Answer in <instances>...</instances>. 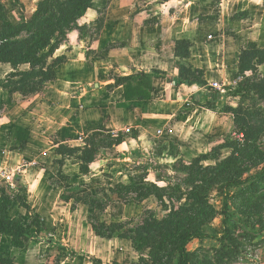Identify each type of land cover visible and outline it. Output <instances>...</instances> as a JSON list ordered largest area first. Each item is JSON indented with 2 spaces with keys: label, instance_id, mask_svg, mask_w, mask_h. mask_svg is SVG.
<instances>
[{
  "label": "rangeland",
  "instance_id": "1",
  "mask_svg": "<svg viewBox=\"0 0 264 264\" xmlns=\"http://www.w3.org/2000/svg\"><path fill=\"white\" fill-rule=\"evenodd\" d=\"M40 1L0 0V21L6 12L13 24L21 23L32 16ZM215 1L219 4V10L215 12L218 18L221 16L220 5L225 7L224 1L228 0ZM244 1L246 5L242 7L248 11L243 21L234 28L228 23L221 33H206V36L210 34L205 39L206 43L219 41L223 35L234 39L225 40V53L228 55L225 58L210 54L219 43L207 49L213 57V65H221L219 68H222V61H219L226 62L228 82L217 83L222 93L212 91L214 89L206 83L202 88L208 90L204 93L207 97L202 96V103L198 96L190 97L177 113L171 114L172 119L167 126H162L164 122H160V128L150 127L149 122H145L138 134L132 129H128L129 132L124 129L118 133L103 131L95 142L92 139L95 136L90 137L84 144L87 143L91 149L98 148V156L88 166L87 175L80 172L81 154L73 150L85 145L56 148L52 156L38 159L35 166L22 165L0 170V191L4 190L13 199L6 212L7 218H21L27 222L29 216L37 213L43 226L41 233L35 235L36 241L24 249H14L8 238L0 237L1 254L8 257L12 264H92V261L100 264H177V238L180 234H223L221 241H192L186 248L187 264H264V170L261 173L264 167V133L259 138L257 134L264 130V64L257 67L256 73H247V79H244L242 76L235 77L237 71H232L235 63H228L230 58L237 62L241 49L250 43L264 48V3ZM230 5L227 2V8ZM168 10L167 7L163 12ZM222 11L224 14L225 9ZM95 32V26L90 27L83 30L80 36L90 37ZM232 48L234 56L230 55ZM51 62L52 59L48 60V63ZM8 72V67L0 66V86L9 81L2 77L4 73L9 76ZM248 78L251 80L248 81ZM239 83L242 84L240 89L237 86ZM239 90L244 92L234 93ZM231 109L240 110L237 127L233 125ZM139 113L138 116L142 112ZM244 129L248 138L240 143L241 153L234 163L222 166L218 172L205 174L210 179L208 184L212 185L199 196L191 194L193 198L204 199L211 209L197 207L186 196L191 185L185 181L184 172L180 168L176 171L172 169L175 160L170 154L185 164L200 155H207V158L215 159L202 161L200 165L203 168L214 167L230 155L228 149L220 150L219 147L228 144L229 140H243L239 132ZM112 138L122 143L113 146ZM137 151L139 154L134 157L137 160L134 163L131 159ZM57 152L64 155L58 156ZM149 168L155 171L144 176V169ZM250 176L257 177L226 189L227 212L239 218L247 232L256 233L255 237L244 233L243 227L235 229L228 222L223 223L221 215V187ZM134 179L140 180L135 182ZM158 179L169 182V186L158 182ZM119 183L155 185L165 189V198H170L174 206L192 208L180 216L177 223L179 229L175 230L177 234H173L164 245L159 257L154 248L150 249L151 241L142 242L140 239L154 238L155 235L150 236L157 233V228L148 226L143 233L135 231L144 223L151 225V216L162 220L167 212L154 197L140 204L119 201L111 192L116 191L114 186ZM73 198L85 200L93 210ZM18 202H23L32 212L28 214ZM89 222L106 235L110 234L112 239L97 237ZM109 225L115 226L107 228Z\"/></svg>",
  "mask_w": 264,
  "mask_h": 264
},
{
  "label": "crops",
  "instance_id": "2",
  "mask_svg": "<svg viewBox=\"0 0 264 264\" xmlns=\"http://www.w3.org/2000/svg\"><path fill=\"white\" fill-rule=\"evenodd\" d=\"M227 2L231 3L229 8ZM224 4L216 18L219 4L215 0H91L78 23L89 29L101 18L102 26L93 36L81 39L77 30L68 33L54 54L64 61L55 68L52 81L32 94L14 93L1 84L0 170L35 166L38 159L52 156L59 146H82L93 136L98 141L96 137L103 131L132 129L137 133L145 122L150 127L160 128V122L167 126L171 114L190 97L198 96L202 103L208 90L181 84L179 70L183 64L201 71L208 86L228 82L225 60L219 61V68L221 65H213L212 55L227 57L225 40L234 39L223 35L219 41L206 43L210 36L206 33H221L228 23L234 28L248 10L242 7L244 0ZM177 41L188 42L187 58L175 55ZM215 43L220 45L210 51V57L207 49ZM228 63H235V73L238 61L230 58ZM0 66L8 67V73L14 71L9 64ZM18 69L28 71L29 67L22 64ZM151 72L156 74L146 89L149 99L126 100L123 87L114 86L115 77ZM7 76L2 75L5 80Z\"/></svg>",
  "mask_w": 264,
  "mask_h": 264
},
{
  "label": "trees",
  "instance_id": "3",
  "mask_svg": "<svg viewBox=\"0 0 264 264\" xmlns=\"http://www.w3.org/2000/svg\"><path fill=\"white\" fill-rule=\"evenodd\" d=\"M91 0H41L29 19L22 21L21 23L13 24L7 17L6 12L4 13L3 19L0 21V64H9L14 70L8 76V82L2 84V88L9 89L11 92L19 94H32L36 92L41 86L49 83L54 79L55 68L64 61L63 57L54 58L55 52L59 47L66 41L67 35L70 31L77 30L81 33L83 30L87 29V26L80 25L78 22L82 17H84ZM102 26L100 19L96 21L95 28L99 31ZM81 38V36H80ZM189 44L186 41H177L174 47V53L177 57L183 59L187 58L189 55ZM52 59L51 63L48 60ZM22 64L28 65V71H19L18 67ZM264 64V48L260 49L255 44L250 43L240 51L237 63L236 76H242L246 78V74H254L257 72V67ZM156 73H141L137 75H131L127 77H115L114 86H122L124 89V97L126 100H130L134 97H138V100L149 99V93L146 89L150 87V79ZM158 75V73H157ZM180 83L186 86L197 85L202 88L206 86L203 79L201 71H192L191 67L188 65H181L179 70ZM247 79V78H246ZM251 78H248L250 81ZM242 84L239 83L237 86L240 89ZM216 92L215 90H212ZM244 92V90L235 91L234 93ZM233 115V125L237 127L240 122V110L231 109ZM264 133V130L257 133L258 138ZM239 135L243 140H235L227 142L220 148L228 149L230 155L223 160H220L214 167L203 168L200 163L205 160H214L215 158H207V155H200L198 158L193 159L189 164H185L182 161L176 159V156L171 155L175 160L172 165V169L180 168L185 174V181L191 185L186 196L189 200H193L194 203L199 206H205L209 209L207 202L200 198H193L191 194L204 193V189L212 185L210 179L205 177V174L218 172V170L225 165L233 164L237 159L236 157L241 153V142L243 143L245 139L248 138L247 131L244 129L239 132ZM94 140V138H92ZM92 140V141H93ZM95 142V140L93 141ZM122 143L119 139L112 138L113 146H119ZM83 148H74V151H78L81 156L79 158L80 172L83 175H87L88 166L95 161L98 156V148L91 149L88 144H84ZM107 148V147H106ZM105 148V149H106ZM58 149H64V146H59ZM140 151V150H139ZM58 155H64L61 152H57ZM138 151L133 153L132 162L136 163L137 160L134 159L138 155ZM261 170V173L263 172ZM152 168L144 169V176L154 172ZM258 176V175H257ZM257 176H250L243 181L228 182L221 187V197L223 199L221 215L223 217L222 222L228 224L235 229L242 228L240 224V219L236 216L230 215L227 212V191L228 187H235L237 185L246 183L256 178ZM212 178V176H210ZM144 179V177L142 178ZM141 179V180H142ZM140 179H134L135 182ZM158 182H163L169 186V182L162 181L158 179ZM116 191H111L119 201L125 203L140 204L150 197H154L159 206L167 212L162 220H156L151 216L149 221L151 225L143 223V226L137 228L135 232L143 233L146 231L148 226H154L157 228V233L152 234L157 238L143 239V241H151L150 249H155L157 251L156 255L159 257L161 255V250H163L164 245L170 241L173 234H177V229H179L180 216L190 212L192 208L174 206L170 202V198H165L164 193L166 192L163 188H158L155 185L145 186L143 184H116L114 186ZM91 199V197H88ZM166 199V202H165ZM75 202L86 204L85 200H79L78 198H73ZM91 201V200H90ZM19 206L26 209L29 212L27 206L23 202H18ZM168 204V206L166 205ZM13 199L8 196L4 190L0 191V237H6L10 240V245L14 249H24L28 245L36 241L35 235H39L42 231V224L40 216L34 214L31 216L29 221L24 222L21 218L9 219L6 216V212L12 206ZM190 205V204H189ZM188 205V206H189ZM193 205H191L192 207ZM90 210L93 207L88 206ZM93 232L97 237L105 238L111 240L110 234L106 235L104 232L89 222ZM115 225H109L113 227ZM244 233L255 237L256 233L247 232L246 228ZM35 232H34V231ZM115 232H118L115 230ZM122 235V234H121ZM223 234H217L215 236L207 234H185L182 233L178 236V246L176 249L177 264H187V246L194 240H204L211 239L215 241H221ZM135 238H139L136 237ZM147 244V243H142ZM0 264H12L8 257H5L0 253ZM92 264H100V262L92 261Z\"/></svg>",
  "mask_w": 264,
  "mask_h": 264
},
{
  "label": "built area",
  "instance_id": "4",
  "mask_svg": "<svg viewBox=\"0 0 264 264\" xmlns=\"http://www.w3.org/2000/svg\"><path fill=\"white\" fill-rule=\"evenodd\" d=\"M209 38H210V37H209ZM210 86H211L215 91H217V92H218V91L221 92V93L223 92V91L221 90V88L217 86V84H214V83H213V84H211ZM126 132H129V130H126ZM4 174H5V173H4ZM6 177L8 178L7 175H6Z\"/></svg>",
  "mask_w": 264,
  "mask_h": 264
}]
</instances>
